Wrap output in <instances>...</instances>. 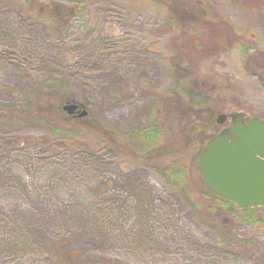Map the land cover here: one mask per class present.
Here are the masks:
<instances>
[{
    "label": "rangeland",
    "instance_id": "1",
    "mask_svg": "<svg viewBox=\"0 0 264 264\" xmlns=\"http://www.w3.org/2000/svg\"><path fill=\"white\" fill-rule=\"evenodd\" d=\"M27 1L0 0V103L20 117L0 123V264H264V207L251 219L210 199L208 141L192 132L208 109L210 139L232 122L219 113L264 119V0H191L199 15L177 21L170 0H36L71 7L63 28L22 12ZM51 103L43 122L26 116ZM154 121L145 166L134 135ZM170 158L186 162V182L158 171Z\"/></svg>",
    "mask_w": 264,
    "mask_h": 264
},
{
    "label": "water",
    "instance_id": "2",
    "mask_svg": "<svg viewBox=\"0 0 264 264\" xmlns=\"http://www.w3.org/2000/svg\"><path fill=\"white\" fill-rule=\"evenodd\" d=\"M79 103L67 101L68 112L79 109V116L88 113ZM232 110L219 113L216 120L232 123L223 127L199 153L198 166L202 178L212 192L241 208L264 207V119Z\"/></svg>",
    "mask_w": 264,
    "mask_h": 264
},
{
    "label": "trees",
    "instance_id": "3",
    "mask_svg": "<svg viewBox=\"0 0 264 264\" xmlns=\"http://www.w3.org/2000/svg\"><path fill=\"white\" fill-rule=\"evenodd\" d=\"M170 1H171V3L175 4V6H174L175 7V12L172 13L173 14L172 18L175 19L176 21L179 18H183L184 19L186 16L187 17H192V16L196 17V16L199 15L198 13H195L197 11H194V10L191 9V6H190L191 0H170ZM54 4L52 2L51 3H42V2L40 3V2H38L36 0H28L26 2V6L23 7V11L22 12H24V10H26L25 11L26 14L27 15H32V16H35L34 14L37 13L38 18L49 20L50 23H52L54 25H58V26L60 25V27L63 28V26L66 23H68L69 18L71 16V12L69 11L71 7L69 8L68 5H66L65 3H62V2H54ZM57 6H59L58 9H57ZM75 6H78L79 8L85 7V5H79V4H76V3L72 7H75ZM36 7L39 8L37 11H35L34 13H33V11H32V13L29 12V10H32V8L36 9ZM230 41H231V38H229V40L226 41V42H224V41L221 42L220 41V43L219 42L217 43L219 45V46L217 45V47H222L223 42L227 43V42H230ZM205 46H206V44H204L201 40H197V39L195 40L194 39V40L191 41L189 49L190 50H192V49L195 50L196 49V50H199L200 52H203ZM262 56L264 58V55H262ZM179 71L180 72H178V73H180V74L184 73V77L187 80L188 79V75L187 74H188L189 70H187V71L184 70L183 73H181V69ZM180 74H178L179 77H181ZM179 89H182V87L176 86V87H173L172 89H168L167 88L164 91L165 93L163 92V94L164 95H169L171 97L169 99L172 101V100L175 99L173 97H175V93H177L179 91ZM189 89H190V86H189ZM69 100L70 99H68V100H66V99L64 100L63 99L62 103L64 101L66 102V101H69ZM192 101L195 102L194 100H192ZM54 104L56 105V103H51V105L43 106L40 109L35 110V111H30L31 109L27 110L29 112H28V114H26V116H29V114H31L32 118H36V119L38 118V121L43 122L45 120L43 118L44 113H46L50 109V106H55ZM196 104H197V101H196ZM199 106H200L201 109H198L196 111V113H194V114H195V116H197L196 119H200L199 121H202V119L200 118V115H199V113L202 112V107H201V105H199ZM31 112H33V114ZM59 113L62 115V110H61L60 107H59ZM17 114H18V111L16 109L15 110L14 109H10L9 105H4V104L0 103V123L3 124L4 126L14 123V120H12V119L20 118V117L17 116ZM90 115L88 117H86V118L91 120V126L95 130L93 132L103 131L101 125H98V123H96L98 121V119H95L94 117H90ZM83 118H85V117H83ZM205 118H207V122H209L208 128L201 127L197 123L195 127L193 126L194 129H192V132H194L196 134L195 138L199 139V137H200V142H201L200 145L202 143H204L205 141H209L210 137L212 136V133H213V130H214V125L216 124V121L214 119V110H212V113L210 114V110L208 109V116L205 117ZM75 119H77V118H75ZM80 119L82 120V118H80ZM9 120H11V121H9ZM142 128L143 129L138 131V133L136 132L135 133L136 135H134V136H137V138L141 142H143L142 149L144 148L142 154H136V158L141 161L142 165H145V166H148V165H151V164L154 165L156 163V161L154 160L155 159V155L151 156V154H152L151 152H152L153 147L156 146V142L158 143V138H159V136H158L159 132L158 131L160 130V128H159V125H158V123L156 121H154L151 124H149V126H147L146 128L145 127H142ZM108 137L110 138L111 142H112V139L115 142V137L113 136V132L108 134V135H106L107 141H108ZM132 138H135V137H132ZM8 145H11V144H8ZM133 148H134V146H133ZM160 166L161 167L158 168V171L161 174H163L164 177L168 181L171 180L173 182L182 184V183L186 182V178L189 177L188 171L190 173V168L188 167V165L186 164L185 161H180L178 158L167 159ZM203 186L207 189L206 193L211 196L210 199L212 200V197H213V200H214V202L216 204L223 205L224 207H227V206H229V207H237L234 202L226 200L223 197L213 193L212 191H210L206 187V185H203ZM142 200H144V199L142 198ZM255 208H261V207L255 206ZM255 208L251 207V208H239V209L243 210L244 212L249 213L248 216H251V219H253L254 218L253 211L255 210ZM72 252H73V250H72ZM70 259H71V261L68 262L69 264H86L87 263L84 260H83L84 262L82 261L80 254L79 255L78 254H74Z\"/></svg>",
    "mask_w": 264,
    "mask_h": 264
},
{
    "label": "flooded vegetation",
    "instance_id": "4",
    "mask_svg": "<svg viewBox=\"0 0 264 264\" xmlns=\"http://www.w3.org/2000/svg\"><path fill=\"white\" fill-rule=\"evenodd\" d=\"M246 114H244V119L242 120V122H245L246 120H245V118H246ZM232 123V122H231ZM230 125V124H229ZM226 126H228V125H226Z\"/></svg>",
    "mask_w": 264,
    "mask_h": 264
}]
</instances>
